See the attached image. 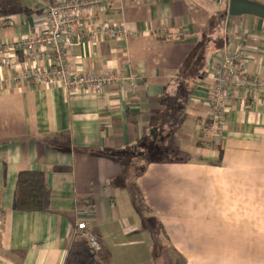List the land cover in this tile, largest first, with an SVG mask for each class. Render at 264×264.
I'll return each mask as SVG.
<instances>
[{
	"label": "crops",
	"instance_id": "crops-1",
	"mask_svg": "<svg viewBox=\"0 0 264 264\" xmlns=\"http://www.w3.org/2000/svg\"><path fill=\"white\" fill-rule=\"evenodd\" d=\"M61 1L0 0V40L36 38ZM228 1L104 0L101 22L129 36L75 41L69 61L74 73L126 77L135 94L122 81L71 94L19 85L0 64V264H264V103L233 107L221 137L206 134L226 45L244 38L247 71L264 78V19L229 17ZM134 157L142 168L127 170ZM30 171L45 173L41 212L15 210Z\"/></svg>",
	"mask_w": 264,
	"mask_h": 264
},
{
	"label": "built area",
	"instance_id": "built-area-1",
	"mask_svg": "<svg viewBox=\"0 0 264 264\" xmlns=\"http://www.w3.org/2000/svg\"><path fill=\"white\" fill-rule=\"evenodd\" d=\"M104 0H65L49 5L46 9L45 30L36 38L12 44L0 40V64L14 73L17 84L33 82L51 87L58 85L66 93L78 90L100 91L118 82L124 90L136 93L137 86L126 77L115 73H74L69 61V46L78 43H98L101 38L121 40L129 36L125 23L113 24L99 17L105 9ZM244 38L239 43L226 45L211 72L208 88L209 129L206 134L221 137L225 130L226 115L237 105L249 101L264 103V78H254L246 69L248 58ZM22 55V62L18 57ZM36 60V64L30 62ZM40 60L45 64L41 65ZM85 222L77 229L90 245L93 253L102 250L96 234L87 230Z\"/></svg>",
	"mask_w": 264,
	"mask_h": 264
},
{
	"label": "trees",
	"instance_id": "trees-1",
	"mask_svg": "<svg viewBox=\"0 0 264 264\" xmlns=\"http://www.w3.org/2000/svg\"><path fill=\"white\" fill-rule=\"evenodd\" d=\"M46 193L45 173L20 172L16 182L15 210L29 213L43 211Z\"/></svg>",
	"mask_w": 264,
	"mask_h": 264
},
{
	"label": "water",
	"instance_id": "water-1",
	"mask_svg": "<svg viewBox=\"0 0 264 264\" xmlns=\"http://www.w3.org/2000/svg\"><path fill=\"white\" fill-rule=\"evenodd\" d=\"M228 16L240 17L250 15L264 19V3L255 0H230Z\"/></svg>",
	"mask_w": 264,
	"mask_h": 264
},
{
	"label": "rangeland",
	"instance_id": "rangeland-1",
	"mask_svg": "<svg viewBox=\"0 0 264 264\" xmlns=\"http://www.w3.org/2000/svg\"><path fill=\"white\" fill-rule=\"evenodd\" d=\"M230 1V0H229ZM229 1H228V3H229ZM257 1H259V2H261V3H264V0H257ZM201 6V5H200ZM229 6V5H228ZM201 9H202V15H203V17H207L206 15L208 14V12H207V10H206V8H204L203 6H201ZM192 13H195V10L192 8V11H191ZM197 17V15H194V18H196ZM211 23H212V25H213V27H211V28H215L216 30H219L220 29V26H219V19H218V17L217 16H215V15H212V19H211ZM210 27V26H209ZM217 42V45H221L222 44V42H219L218 40L216 41ZM202 45V43L200 44V46ZM209 51V46L206 48V51L204 52V50H203V55H205V53L206 52H208ZM210 70H208V72H209ZM207 72V73H208ZM150 151H152V149L150 150ZM153 157H155V156H153V154L152 155H149V158L150 159H153ZM136 158V159H135ZM140 158H138V157H134V158H131V161L126 165V169L127 170H130V168H132L133 170H140V168H142V166L141 167H137V165H135V164H139V162L140 161H143V157H141V159L139 160ZM116 160H118V159H116ZM115 160V161H116ZM133 162H134V164H133ZM134 165V166H133ZM142 165V164H141ZM129 174L132 176V178L136 175L135 173H133V172H129ZM128 177V176H127ZM129 178V177H128ZM132 178H131V180H132ZM131 180L129 181L130 182V185H131V188L130 189H132L133 188V184H132V182H131Z\"/></svg>",
	"mask_w": 264,
	"mask_h": 264
},
{
	"label": "bare ground",
	"instance_id": "bare-ground-1",
	"mask_svg": "<svg viewBox=\"0 0 264 264\" xmlns=\"http://www.w3.org/2000/svg\"><path fill=\"white\" fill-rule=\"evenodd\" d=\"M134 34V33H133Z\"/></svg>",
	"mask_w": 264,
	"mask_h": 264
}]
</instances>
